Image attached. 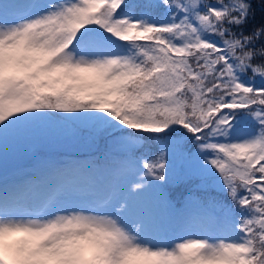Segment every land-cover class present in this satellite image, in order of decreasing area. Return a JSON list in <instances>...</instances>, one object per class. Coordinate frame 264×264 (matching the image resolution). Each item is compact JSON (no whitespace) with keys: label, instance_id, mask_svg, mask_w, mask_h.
<instances>
[{"label":"snow or ice","instance_id":"obj_1","mask_svg":"<svg viewBox=\"0 0 264 264\" xmlns=\"http://www.w3.org/2000/svg\"><path fill=\"white\" fill-rule=\"evenodd\" d=\"M0 157V264H264V0H0Z\"/></svg>","mask_w":264,"mask_h":264},{"label":"trees","instance_id":"obj_2","mask_svg":"<svg viewBox=\"0 0 264 264\" xmlns=\"http://www.w3.org/2000/svg\"><path fill=\"white\" fill-rule=\"evenodd\" d=\"M138 3H144L145 0H135ZM209 3H215V0H208ZM256 17L253 20L246 31H250L253 26H258L261 23V12L259 7L256 6ZM157 12L162 9L156 10ZM258 59L253 61L257 63ZM247 76H251L249 72ZM34 145V146H33ZM157 150V146L154 144H146L140 151L147 152L145 155H150ZM109 151V145L106 139H100L98 142L89 143L86 140H79L76 142H50L44 141L39 138L31 139L21 142L16 146L14 150H10V155L7 163V174L11 178L12 176H25L26 172L31 169L37 162L41 163L45 160H66V159H78L87 160L93 159L97 163L103 162L102 158L105 153ZM2 160V157H0ZM5 175L4 162H0V182H3ZM199 183L198 180L191 182L189 185H179L169 188L171 193V199L176 205H182L184 197L187 195L189 188L194 184ZM213 195H220L216 192ZM221 199L227 200L226 196L221 195ZM230 203V201H229Z\"/></svg>","mask_w":264,"mask_h":264},{"label":"rangeland","instance_id":"obj_3","mask_svg":"<svg viewBox=\"0 0 264 264\" xmlns=\"http://www.w3.org/2000/svg\"><path fill=\"white\" fill-rule=\"evenodd\" d=\"M142 152V151H141ZM142 153H147V152H142ZM140 153H138V155H139ZM1 161H3V159L2 160H0V162ZM38 166H39V164H36L33 168H31V170L28 172V176L31 178V177H33L34 175H35V171L34 170H36L37 168H38ZM15 178H17V177H15ZM93 178L94 179H97L98 181H100V182H102V177H98V176H96L95 174H93ZM145 199H147V197H145ZM177 206V205H176Z\"/></svg>","mask_w":264,"mask_h":264}]
</instances>
